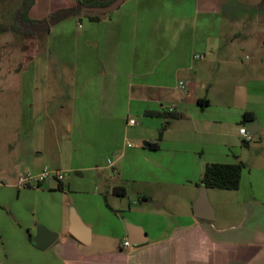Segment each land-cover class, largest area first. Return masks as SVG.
<instances>
[{
  "label": "crops",
  "instance_id": "1",
  "mask_svg": "<svg viewBox=\"0 0 264 264\" xmlns=\"http://www.w3.org/2000/svg\"><path fill=\"white\" fill-rule=\"evenodd\" d=\"M74 3L35 0L29 16L40 19ZM221 10L222 0H125L97 20L71 16L39 37L11 29L14 17L0 23V32L19 38L21 61L8 67L19 80L1 79L0 92L5 106L15 102L21 129L28 128L18 135L21 161L34 175L51 156L62 167L38 188L7 183L22 198L39 202L42 195L44 204L62 196L57 209L29 202L30 220L11 210L25 264H264V78L255 75L264 62L242 70L233 58L237 34L227 36L223 49ZM39 71L45 76L38 99ZM50 71L60 93L54 104L47 94ZM244 112L257 123L254 133L246 129L248 140L239 133L250 122H241ZM36 114L68 119L59 144L36 145L29 130ZM254 138L259 141L251 144ZM243 146L254 150L250 160ZM237 160L245 165L239 187H206L214 219L197 217L193 203L205 166ZM15 176L10 169L9 179ZM134 194L142 198L137 210L123 200ZM71 208L90 229L86 243L69 232ZM38 227L57 234L44 250L32 242ZM129 235L145 241L123 247ZM31 246L44 253L32 257Z\"/></svg>",
  "mask_w": 264,
  "mask_h": 264
},
{
  "label": "rangeland",
  "instance_id": "2",
  "mask_svg": "<svg viewBox=\"0 0 264 264\" xmlns=\"http://www.w3.org/2000/svg\"><path fill=\"white\" fill-rule=\"evenodd\" d=\"M17 3L18 0H3V2L0 3V23L10 22V20L13 19ZM102 14L105 15L106 13ZM220 17L222 20L221 45L223 49H226L227 36L229 34L232 36L237 34V37L233 39L232 43V48L235 49L233 58L241 64L240 67L242 70L252 68V64L255 62L259 63L261 60L264 62V43L260 45V42L264 40V0H222ZM18 43V36L11 33H7L6 35L5 33L0 32V80L4 78L7 80H15V78L19 80V76L15 77L14 71L8 68L10 64H18L21 61ZM257 50L260 51V54H257ZM39 61L42 60H36V62ZM255 73V75H260L264 78V66L262 69L255 70ZM38 74L37 98L39 99L42 95L43 86L41 83L45 75H41V71H39ZM46 78L53 81L56 79V76L50 71V74L47 75ZM53 83L54 81L47 90L48 99L51 104H54L56 99L59 97L58 95H60L56 85ZM7 89L12 91L14 88L12 86ZM2 98L3 93L0 92V264H25L23 261L25 256L21 257V250L23 248L19 244V236L13 228V222L17 221L12 216L11 210H18L24 218H29L30 220L33 215L32 206L30 204L34 201L38 202V200L31 198L30 196L23 198L18 196V188L12 189L7 186V183H12L20 189L27 186L31 188H38L40 186L37 185L36 187L34 182H30V185H26L25 183H20L18 181L19 174L26 172L25 164L21 161L18 151V135L28 128L23 127V129H21L22 119L17 116L15 102L9 101L8 104L10 105L5 106V101H3ZM37 105L39 106V104ZM49 112L51 114V111ZM39 116L40 115L36 114L34 124H29V130H31V133L34 131L33 135L36 139V145L38 147L41 146L46 148L48 145L55 146L56 142L59 144V140H61L62 136L67 134V131L65 130V123L68 119H65V121L60 120L58 122L57 119H53L49 114H46V116ZM52 122L56 123L55 128H53ZM57 139L58 141H56ZM256 141H259L258 138H254L251 144ZM243 147L245 149L244 160H250L252 151L254 150H251L248 146ZM259 151L264 153V148H260ZM12 163H14V165L10 166ZM253 163L254 162H252V164ZM44 167L45 166H43V168ZM46 167L53 172L58 168H62L61 165H58V161L52 156L50 157L49 163ZM10 169L15 170L16 176L13 179H9L8 177ZM73 196L78 197L80 196V193L74 191ZM136 196L137 194H134L131 200H128L127 196H124L123 198L126 206H131L133 210H137L136 208H138L142 202L141 196L139 198ZM38 197L39 202L37 206L41 207L44 204L42 201L43 197L42 195L41 197ZM61 197L62 196L60 195H52L50 199L47 200V203H52L44 204V206H52L54 209H57L59 203L61 202ZM76 199L80 204H86L83 198ZM146 203L150 208H154L155 204L153 200L149 199ZM216 204L218 205L217 202ZM92 246L93 244H91V247ZM31 247L32 251H34L32 252V257L33 255H36V253H44L36 250L33 246ZM45 251L49 250L47 249ZM29 255L27 258L31 259V253ZM40 262L45 263L47 262V259H42V257H40ZM27 264L30 263L27 262Z\"/></svg>",
  "mask_w": 264,
  "mask_h": 264
},
{
  "label": "trees",
  "instance_id": "3",
  "mask_svg": "<svg viewBox=\"0 0 264 264\" xmlns=\"http://www.w3.org/2000/svg\"><path fill=\"white\" fill-rule=\"evenodd\" d=\"M113 1L114 0H75V3L71 6L55 9L49 12L45 17L35 19L29 16L30 8L35 0H22L15 11V20L10 25V28L17 31L23 37L30 35L39 37L41 30L46 31L50 26L71 16L84 15L90 20H97L103 14H81L82 8L84 6H105ZM165 116L172 118L175 115L167 114ZM253 119L254 114L252 112H244L241 122L244 124ZM168 124L169 122L167 121L159 128L157 140L161 139L162 132ZM149 146L156 148L157 143H149ZM244 166V162L241 160H237L234 163H208L205 166L198 185H203L207 188L237 189L240 185ZM114 192L118 196L124 195V189L122 187H116Z\"/></svg>",
  "mask_w": 264,
  "mask_h": 264
},
{
  "label": "water",
  "instance_id": "4",
  "mask_svg": "<svg viewBox=\"0 0 264 264\" xmlns=\"http://www.w3.org/2000/svg\"><path fill=\"white\" fill-rule=\"evenodd\" d=\"M124 1L125 0H114L113 2L105 6H84L81 10V13H88V14L108 13L115 10ZM256 126H257L256 121L252 120L247 123L246 129L249 133H254L257 130ZM142 143L143 145H148V141L144 140ZM193 210H194V214L197 217L208 220L214 219V210L208 200L206 194V187L203 185L199 188L198 196L195 202L193 203ZM69 221H70L69 232L79 241L83 243L88 242L90 229L86 224L83 223V221L80 219L79 215L76 213V211L73 208H71L70 210ZM137 228L138 227H135V230ZM56 237H57L56 233L46 229L45 227H38L36 235L32 238V242L37 248L44 250L48 248L55 241ZM128 240L133 245L140 244L145 241L144 238H138V237L134 238L131 235H129Z\"/></svg>",
  "mask_w": 264,
  "mask_h": 264
},
{
  "label": "built area",
  "instance_id": "5",
  "mask_svg": "<svg viewBox=\"0 0 264 264\" xmlns=\"http://www.w3.org/2000/svg\"><path fill=\"white\" fill-rule=\"evenodd\" d=\"M200 56H201V55H199V57H200ZM179 84H180L181 87H184V83L180 82ZM164 109L167 110V111H172V110H173V107H172V106H165ZM135 122H136V121H135V119H133V118H129V119L127 120V123L130 124V125L134 124ZM239 133H240L241 135H243V137H244L246 140L249 139V134H248L247 131H246V127H240V128H239ZM108 162H110L109 159H108ZM52 174H53V171H50V170L45 166V167L43 168V170H42L39 174H37V175L31 174V172H29V171H26V172L23 173V174H19L18 181H19L20 183H25L26 185H28L30 182H34L35 186H37L38 183H39V181H41L42 179H45V178L49 177V176L52 175ZM55 175H56V177H57L58 179H62V174H61V173H55ZM122 246L127 248V247H131L132 245H131L130 241H129L127 238H125V239L123 240V242H122Z\"/></svg>",
  "mask_w": 264,
  "mask_h": 264
},
{
  "label": "flooded vegetation",
  "instance_id": "6",
  "mask_svg": "<svg viewBox=\"0 0 264 264\" xmlns=\"http://www.w3.org/2000/svg\"><path fill=\"white\" fill-rule=\"evenodd\" d=\"M17 9V8H16ZM16 11V10H15ZM15 11H14V14H13V16H14V20H15Z\"/></svg>",
  "mask_w": 264,
  "mask_h": 264
}]
</instances>
